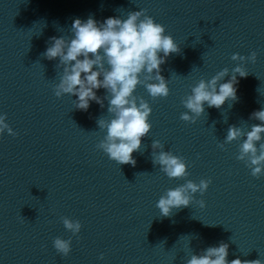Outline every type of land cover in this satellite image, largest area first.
<instances>
[{
  "label": "clouds",
  "instance_id": "9594fccd",
  "mask_svg": "<svg viewBox=\"0 0 264 264\" xmlns=\"http://www.w3.org/2000/svg\"><path fill=\"white\" fill-rule=\"evenodd\" d=\"M70 32L67 39L64 36L50 37L49 46L41 54L50 61L59 58L56 69H62V74L54 85V95L57 98L65 94L76 96L75 108L83 111L88 110L90 101L103 108L104 100H107V113L111 119L97 120L99 130L105 135L96 147L118 164L134 167L136 160L132 154L140 152L142 138L149 135L152 127L149 123L152 108L143 97L135 94L136 89L143 86L153 100L167 98L170 93L169 79L161 75V65L171 54L179 53L180 48L171 35L165 34V27L147 15L146 9L129 12L127 18L109 17L102 23L92 17L86 21L77 18ZM231 59L254 63L257 53L252 52L248 57L237 53ZM229 73V69L224 68L210 80H199L191 88V93L181 99L187 111L181 114L180 119L195 123L205 113V104L209 108L220 109L226 101H237V75L247 77L249 73L238 65L231 70L230 79L222 83ZM101 88L106 90L103 98L96 94V90ZM250 119L260 123L252 124L250 130L229 126L224 141L218 147L223 149L225 144L244 138L239 144L236 159L245 163L253 177L260 178L264 175V108L254 111ZM5 131L9 135H17L6 123V114H2L0 135ZM151 147L153 165H158L168 178L180 179L189 175L183 157L174 155L170 150L165 151L158 140H152ZM210 183L211 179H201L198 184L187 180L174 189L166 190L156 204L160 215L169 217L174 209L188 207L195 194L199 192L203 195ZM198 203L201 207L205 206L203 200ZM62 222L73 235L81 230L78 220L63 217ZM53 246L63 256L72 250L71 239L57 237ZM228 248L229 245L221 241L219 246H210L199 254L192 253L185 264H264L261 259L242 261L237 258L229 261Z\"/></svg>",
  "mask_w": 264,
  "mask_h": 264
},
{
  "label": "water",
  "instance_id": "95a60500",
  "mask_svg": "<svg viewBox=\"0 0 264 264\" xmlns=\"http://www.w3.org/2000/svg\"><path fill=\"white\" fill-rule=\"evenodd\" d=\"M221 241L229 245V261H264V175L255 178L248 169L154 264H185Z\"/></svg>",
  "mask_w": 264,
  "mask_h": 264
}]
</instances>
